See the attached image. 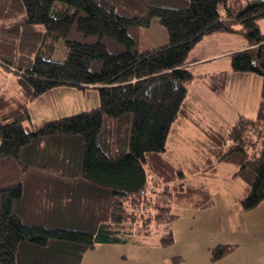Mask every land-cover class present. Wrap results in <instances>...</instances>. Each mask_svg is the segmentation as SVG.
<instances>
[{
    "label": "trees",
    "instance_id": "16d2710c",
    "mask_svg": "<svg viewBox=\"0 0 264 264\" xmlns=\"http://www.w3.org/2000/svg\"><path fill=\"white\" fill-rule=\"evenodd\" d=\"M153 17L169 40L139 51L140 28ZM262 19L264 0H0V70L19 87L10 95L0 86V264H81L98 243L137 242L150 223L165 226L160 244L172 245L171 223L211 203L196 178L216 172V162L235 165L247 189L241 206L256 208L264 200ZM217 32H241L246 43L229 70L206 75L208 87L255 73L260 101L254 116L206 129L212 142L189 174L167 141L186 120L201 126L190 85L202 77L189 55ZM60 45L62 60L52 56ZM62 85L97 91L99 105L29 128V103ZM235 247L212 248V260Z\"/></svg>",
    "mask_w": 264,
    "mask_h": 264
},
{
    "label": "rangeland",
    "instance_id": "374dc122",
    "mask_svg": "<svg viewBox=\"0 0 264 264\" xmlns=\"http://www.w3.org/2000/svg\"><path fill=\"white\" fill-rule=\"evenodd\" d=\"M259 25L264 30V19L259 22ZM211 35L216 36L209 37ZM211 35H206L203 40L195 45L190 52L189 60L194 62V59L204 56L215 57L213 59H203L204 61L200 62L198 66L192 67L194 73L205 74L208 71L210 75L220 70H229L231 65L230 54L246 43V38L241 32L226 34L217 32ZM217 35H223L225 38L222 36L216 38ZM168 40L166 27L157 17H153L149 26L140 28L138 49L139 51H145L157 48L166 44ZM52 56L55 59L62 60L66 58V49L60 45V48H57ZM209 79L204 76L202 79L198 78V81L195 80L190 85V88L192 87L194 92L198 93L200 97L196 104L200 108V112L198 111V116L196 117L201 120V126L198 127L192 121L186 120L181 125L180 132L177 134L178 136L176 135L177 138H171L173 136L172 133L169 141H167L168 148L173 151V158L189 174L192 171L195 172L193 170L195 166L202 168L201 163L211 141L206 129L221 130L226 125L232 124L241 115L254 116L260 101L262 79L255 73L231 76L225 88L217 91H212L208 87ZM14 81L13 76L0 70V86L4 89L3 91L10 95H15L19 87ZM99 102L97 91L89 90L88 92H83L77 88H66V85H62L60 88L50 90L44 98L29 103V105L31 104V121H27L26 125L31 128L40 125L45 120L75 114L82 110H90L97 107ZM223 165L227 164L221 163L218 177L225 172L226 166ZM199 178L201 179L202 177L199 175ZM231 180L228 181V186L220 189L228 188L231 190L230 188H236L234 187V181ZM218 181H221V178L212 182L213 186L216 183L215 187H217ZM248 213L247 217H243L245 220H242V217L237 213L238 216H235L233 222L244 221L245 225H249L254 220H261L262 222L264 219L263 208L258 211L259 215L256 217H254L255 214ZM252 217L254 218L252 219ZM142 226L144 227L145 225ZM149 228H151L149 233L136 236L137 242L112 244L104 252L95 250L89 254L93 257L90 258L88 256V262L82 264H167L163 250L158 255L154 251L150 253L147 251V247L154 246L159 242L166 231V227L150 223ZM255 245L258 246L260 259L264 258V240L255 242ZM174 247L176 248L177 246ZM195 262V260L187 258V263L194 264ZM169 264L172 263L170 262Z\"/></svg>",
    "mask_w": 264,
    "mask_h": 264
},
{
    "label": "crops",
    "instance_id": "0c3cea01",
    "mask_svg": "<svg viewBox=\"0 0 264 264\" xmlns=\"http://www.w3.org/2000/svg\"><path fill=\"white\" fill-rule=\"evenodd\" d=\"M213 36L216 35L209 37ZM221 36L224 37L223 35H217L216 38ZM243 46H245V43L241 47ZM210 57L213 59L215 56ZM211 58L208 56L197 59L193 58L194 62H192L193 60H189V66L192 69V67L198 66L200 62L204 61L203 59L207 60ZM194 74L197 76L200 75L203 78L208 75V71L205 74ZM221 163L227 165H223L226 166L225 172L218 177V170ZM216 164V172L201 176L202 180L199 177V179H196L199 183L203 182L209 187L211 203L205 207L190 208L188 214H182L179 218L175 219L171 223L174 238L172 245L163 246L159 240L155 244L157 246L147 247L149 253L154 251L158 255L163 250L167 264L170 262L172 264H190L187 263V258L195 260L196 262L194 264H232L233 261V264H264V258L260 259L258 246L255 245V242L264 240V219L262 222L261 220H254L249 225H245L244 221L233 222L235 216H238L237 213L242 217V220H245L243 217H247L248 212L255 214L254 217L259 215L258 211L262 210V208L264 209V200L251 211L244 210L241 206L240 199L242 194H244V190L247 189L245 182L240 177L235 176V165L225 162H216ZM219 178H221V181H218L217 187H215L216 183L213 186L212 182H215ZM230 179L234 181V187L236 188H230L231 190L228 188L220 189L228 186ZM111 245L110 243L96 244L93 249L85 253L82 263L88 262L87 258L90 256L89 254L95 250L104 252ZM218 245H235L236 247L224 257L213 261L211 250ZM174 246L177 247L175 248ZM92 257L90 256V258ZM176 257L178 259L175 261L174 259Z\"/></svg>",
    "mask_w": 264,
    "mask_h": 264
}]
</instances>
